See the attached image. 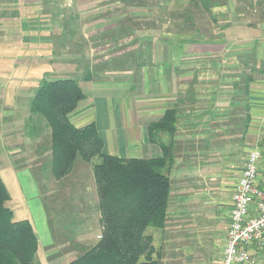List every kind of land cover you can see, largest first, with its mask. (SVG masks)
Returning a JSON list of instances; mask_svg holds the SVG:
<instances>
[{
    "label": "crops",
    "instance_id": "0c3cea01",
    "mask_svg": "<svg viewBox=\"0 0 264 264\" xmlns=\"http://www.w3.org/2000/svg\"><path fill=\"white\" fill-rule=\"evenodd\" d=\"M119 6L118 0H0V178L9 194L6 206L14 221L31 224L36 264L71 262L101 238L91 163H75L60 181L47 174L57 188L50 200L38 177L49 168V131L31 116L29 104L38 82L75 80L85 98L69 121L75 128L94 123L103 154L150 160L162 157V147L169 150L163 236L148 234L159 264H220L232 194L254 148L261 153L258 182L264 187V14L253 26L228 22L223 43L215 42L221 40L217 35L205 38L203 30L188 34L192 39L186 31L184 37L164 33L165 19L150 14L145 20L161 23L128 37L162 48L152 56L161 61L146 68L139 95L134 78L111 82L105 68H91L90 59L99 65L105 54L95 57L89 38L117 33L125 20L113 11ZM142 9L141 17L154 11ZM173 55L181 61L168 62ZM206 60L209 67L202 64ZM133 69L127 74L134 75ZM168 110L176 112L173 130L156 132L150 141L149 125ZM75 167L91 179L75 177ZM60 219L68 220L70 232L56 230ZM249 254L254 264H264V247Z\"/></svg>",
    "mask_w": 264,
    "mask_h": 264
},
{
    "label": "trees",
    "instance_id": "16d2710c",
    "mask_svg": "<svg viewBox=\"0 0 264 264\" xmlns=\"http://www.w3.org/2000/svg\"><path fill=\"white\" fill-rule=\"evenodd\" d=\"M190 1L205 12L213 6L211 0ZM84 98L75 80H43L29 104L31 116L42 120L49 131L48 171L52 179L60 181L68 176L77 160L86 164L94 158L99 160L92 173L101 239L68 264H159L146 230L164 227L169 179L163 170L172 162L169 150L162 147V157L150 160L103 154V142L94 123L75 128L69 121ZM175 116L174 110H168L150 124L149 140L153 141L159 131L171 133ZM8 201L9 194L0 178V264H36L37 237L28 221L13 220Z\"/></svg>",
    "mask_w": 264,
    "mask_h": 264
},
{
    "label": "rangeland",
    "instance_id": "374dc122",
    "mask_svg": "<svg viewBox=\"0 0 264 264\" xmlns=\"http://www.w3.org/2000/svg\"><path fill=\"white\" fill-rule=\"evenodd\" d=\"M119 2L122 4V6H119L116 9L113 8L114 9L113 11L125 16L124 17L125 20L124 23H122V25L118 28L117 33H115L113 29L110 32H107V34L101 36L100 38H98L97 36H95L94 38L92 37L89 38V45L91 47L92 46L94 47L93 48L94 56L96 57L97 55L101 56V54L103 53L105 54V56L102 57L103 61H100L99 65L97 63L95 64L92 63L94 59H90L91 68L93 72L96 70L101 71L105 68L106 71H109L111 75L113 74L112 79H107L110 80L111 82L121 80L124 78L129 79V77L134 78L135 82L133 84V90H137L136 94L139 95L144 94L143 93L144 85L142 78L145 77L146 68L151 65L156 66L157 62L161 61L160 58L155 59L152 58V56L158 54L157 56L159 57L158 50L162 48H161V44H157V43L152 44L147 41H143V42L140 41L136 44L134 42H131L128 37L130 36L129 34H132L133 36L134 29H136L134 34L143 33V32H147L152 28L150 23L153 26L161 23L153 20H145L147 17L149 18L150 14H154V16L158 18V20L165 19L164 24L163 23L160 24L161 29H163L162 31L164 33H166L165 32L166 30L169 32L168 34L174 33L176 35L183 36L181 33L186 31L187 35L184 36H187V38L189 39H192L191 38L192 36L190 37V35L188 34L194 35L196 32L198 35L200 30H203L204 33L206 34L205 38H208L207 36L212 37L217 35V39H221V35H222L221 32L223 31V29L225 28L228 22L234 21L235 23L238 24L253 26L258 22L259 19L262 18V15L264 14V0H211L213 6L210 12H205V10L200 5L197 8H195L190 0H121ZM215 2L219 3V6H215ZM226 2H228L229 7L223 8ZM195 4H200V2H196ZM144 6L146 8H151L155 12L148 11L151 13L145 14L144 17H141L143 16V14H141V10H143L142 8ZM133 9H137V12L135 13ZM134 15H137L138 17L137 20L133 19ZM0 17H1V11H0ZM59 36H61V32H59ZM125 38H127L125 42L124 41L120 42ZM215 42L223 43L222 39ZM97 47L100 48L97 49ZM119 49L121 51H118ZM164 49L172 50L170 46L168 48L164 46ZM136 52H137V58H134ZM172 60L174 63H177V61H181L178 60V58H176L174 55L169 57L168 62L171 63ZM206 61H207V65L204 63L205 61H202V64L205 67H209L210 63L208 60ZM97 65L99 66V69H97L98 68ZM166 65L167 64L165 61L164 66ZM133 67H134L133 69L134 75L127 74V72H129L130 69H132ZM190 81H193V78H190ZM40 85L41 82L40 83L38 82L37 86ZM139 98H144V97L139 96ZM79 162L81 161L80 160L76 161V163ZM98 162L99 160L97 158H94L91 161V164L96 165ZM75 168H76L74 170L75 177L81 180H87L89 178L91 179V176L86 171L84 170L81 171L77 167ZM42 173L45 175L43 174L41 175L40 172H38V177H40V181L42 182L41 190L44 193V196L47 200L53 199V197L56 195L55 193L56 187L54 188V186L52 184H49V182L47 181L48 179L47 174H49V171L46 173L42 171ZM80 186L81 184H79L78 187ZM53 192L55 194H53ZM63 194L66 193L63 192ZM79 205L80 204L77 203L76 206ZM56 226L57 228L56 227L55 228L57 231L58 230L64 231L65 229H68V232H70L69 229H71L67 219H65L64 221L60 219L56 223ZM152 232L155 233V237L159 236L160 238L161 236H163V233H161L162 231L160 229L148 228L146 230L147 235L152 234ZM65 234H66V230H65ZM100 239L101 238H97L98 241ZM157 242L158 240L156 238L155 243ZM84 252H78L75 256L83 254ZM50 256L53 255L50 253ZM68 263L70 262H64L63 264H68Z\"/></svg>",
    "mask_w": 264,
    "mask_h": 264
},
{
    "label": "built area",
    "instance_id": "2783aa9c",
    "mask_svg": "<svg viewBox=\"0 0 264 264\" xmlns=\"http://www.w3.org/2000/svg\"><path fill=\"white\" fill-rule=\"evenodd\" d=\"M261 153L249 152L231 198L229 224L220 264H254L251 248L264 247V187L258 182Z\"/></svg>",
    "mask_w": 264,
    "mask_h": 264
}]
</instances>
